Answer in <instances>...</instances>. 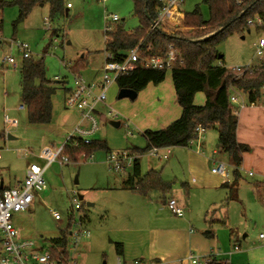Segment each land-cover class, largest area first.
Listing matches in <instances>:
<instances>
[{
  "label": "rangeland",
  "instance_id": "374dc122",
  "mask_svg": "<svg viewBox=\"0 0 264 264\" xmlns=\"http://www.w3.org/2000/svg\"><path fill=\"white\" fill-rule=\"evenodd\" d=\"M68 3L71 5L69 12L54 22L49 21L48 6L35 7L23 21L18 20L16 7L0 10V61L6 56L16 57L18 61L17 69L0 63V178H5L9 186H15L14 182L9 184L11 178L22 180L29 165L44 167L45 161L40 156L45 151L55 153L69 137H78L76 127L90 129L88 122H81L79 112L66 108V93L61 87L64 83L63 86L70 89L77 75L88 83L102 81L106 63V27L113 29L117 25L111 22L109 15L123 19L130 12L132 14L124 20L126 30L139 27L133 14V0H65V4ZM184 5L185 13L199 8L202 18L208 20V9L202 0H184ZM184 21L185 18L178 27L169 24L162 28L169 35L190 38L191 34H187L193 31L185 27ZM263 27L254 18L248 33L230 36L218 47L227 69L257 67L264 62V49L262 57L255 54L256 45L264 40ZM18 43L28 44L30 59L43 60L47 78L59 82L55 84L57 91L52 98L53 114L57 117L64 112L67 120L30 126L26 111L19 110L22 106L19 73L22 59L16 47ZM77 64H82L83 68L79 74H74ZM119 91L116 82L109 86L106 101L95 109L98 130L83 138L104 142L109 151L94 153L88 159L79 156L76 162L69 158L68 164L60 166L55 163L49 167L44 173L46 189L35 197L38 198L31 210L14 216L18 238L37 240L38 236H43L46 239L43 246L49 247L60 235L58 226L68 224L67 214L71 209L72 191H75L81 207L77 217H81L90 232V237L77 247L78 264H116L119 256L115 253V243L127 245L126 260L156 264L146 254L147 232L153 229L177 231L181 241L186 233L198 237L204 250H213V260L219 264H264V242L259 239L260 235L264 236V207L260 200L262 194H257L252 186L263 179L248 175L255 173L250 158L244 156L238 169L241 179L239 201H236L228 198L226 189L204 187V182L211 180V176L224 183L233 181L234 167L228 154L217 149L219 135L216 130L201 134L200 152L198 140L188 147L171 146L172 154L164 162L150 157L148 152H141L147 147L146 139L160 138L170 131L184 129L185 104H204L201 85L168 72L161 84L144 86L134 101L119 100ZM245 104L247 106L246 100ZM258 106L264 108V97ZM6 119L16 124L11 125ZM134 148L139 149V153H134L137 159L126 172L109 170L107 153L119 154L128 150L133 153ZM197 152L210 161L207 168L197 164L199 174L192 172L189 166L193 159L191 155ZM213 162L225 164L229 177L223 179L212 174ZM150 170L158 172L171 185L167 194L153 192L149 197L132 196L129 191L120 189L129 174L142 176ZM171 196L180 203L184 218L178 219L165 207ZM145 200L149 203L141 202ZM51 208L60 212L61 223L54 221ZM121 229L122 233L118 232ZM234 246L239 248L238 252H233ZM188 254L200 255L199 249L192 247ZM120 257L123 260V256Z\"/></svg>",
  "mask_w": 264,
  "mask_h": 264
},
{
  "label": "trees",
  "instance_id": "16d2710c",
  "mask_svg": "<svg viewBox=\"0 0 264 264\" xmlns=\"http://www.w3.org/2000/svg\"><path fill=\"white\" fill-rule=\"evenodd\" d=\"M133 1V14L139 21V27L127 31L123 20L117 23L111 33H106L104 52L110 55L106 62H124L127 52L135 48H139L143 58L163 56L171 45L177 50L183 63L170 70H146L138 67L128 76L116 80L119 90L126 89L138 93L147 84H161L168 72L175 77H186L199 83L205 97L204 104L185 105L184 129L170 131L150 145L188 147L196 140L197 128L200 127L203 131L216 130L219 135L218 149L228 154L234 167L233 181L224 183L221 188L228 191L229 199L238 201L241 179L238 169L242 166L243 155L249 153L250 149L237 142V108L230 104L229 87L232 85L243 94L247 106L260 104L264 97V62L257 67H246L240 75L234 69L225 67L224 56L218 51V47L230 36H243L248 33L249 22L254 18L261 20L264 26V0H202L208 9V20L202 18L199 8L185 13V27L193 31L187 34H191L190 38L169 35L160 29L151 30L160 8L159 0ZM37 6L49 7L50 22L66 15L64 0H0V10L16 7L20 21L27 18ZM82 68V64H77L73 70L74 74ZM19 73L20 101L25 107L28 124H51L52 98L57 91L55 84L59 82L54 83L47 78L43 60H22ZM63 85L64 83L61 88L68 92ZM150 145L147 143V147L141 152H148ZM100 151H109L106 143L71 137L66 143L64 155L76 162L79 156L88 159ZM132 152L139 153V149L134 148ZM252 186L257 194H262L260 200L264 207V181L255 182ZM119 187L121 190L149 197L153 192L167 194L171 185L164 181L158 172L151 170L142 176L128 175ZM58 237L59 239H53L51 244L54 245L52 253L60 259L66 256L69 242L65 230L60 231ZM114 249L117 256H123L122 243H115ZM214 264H217L216 261Z\"/></svg>",
  "mask_w": 264,
  "mask_h": 264
},
{
  "label": "built area",
  "instance_id": "2783aa9c",
  "mask_svg": "<svg viewBox=\"0 0 264 264\" xmlns=\"http://www.w3.org/2000/svg\"><path fill=\"white\" fill-rule=\"evenodd\" d=\"M105 1L102 0V2ZM159 3L160 8L156 20L152 23L151 30L160 29L164 32L162 26L169 24L178 27L185 18L184 0H159ZM66 7L71 8V5L67 4ZM131 14L127 12L124 18ZM109 19L112 23H119L124 20L117 15H109ZM258 24L263 25L259 19ZM249 25L252 26L253 21H250ZM112 31L113 29L111 27H106V33H111ZM16 47L22 60L30 58L31 52L28 44L18 43ZM263 49L264 40L261 39L256 45L255 54L257 57H262ZM126 55L124 62L120 63L110 60L105 63L102 72V81L88 83L78 75L74 76L73 86L66 92L65 106L70 110L79 112L81 122H88L90 124L89 130L81 129L80 126L76 127L75 132L78 137L75 138H87L97 132L98 126L94 119L95 109L99 104H103L106 101L109 86L116 82L118 78L128 76L138 67L146 70H170L175 65L183 63L177 50L171 45L168 46V50L163 56L143 58L139 48L129 50ZM108 57L110 55L106 54V58ZM0 63L4 67L18 68V61L13 56L3 57ZM233 69L241 75L242 70L246 69V67H235ZM229 101L237 109L246 106L243 94L232 85L229 87ZM19 110H25V107L20 106ZM6 122L11 125L16 124L15 122L8 121V119H6ZM203 132V129L200 127L196 129V140L199 141L197 145L198 149L201 147L200 137ZM71 137L65 141L57 152L51 153L50 151H45L40 156V159L45 161L44 167L35 164L29 165L26 168L22 181L18 182L14 187H0V264H78L75 256L77 247L81 244L82 240L90 237V232L84 227L81 217H77V213L81 207L77 201L75 191H72L71 209L67 214L68 224L64 227L58 226V230H65L67 232L69 242L66 256L61 257L62 259H57L52 253L53 244H50L49 247L43 246V242L46 241L43 236H39L37 240H20L18 238V231L14 225V216L29 211L33 206L35 197L46 189V183L44 181V173L46 170L55 163H58L60 166L69 163V157L64 155V151L66 143ZM171 149L172 147L169 146L158 147L157 145H153L150 147L148 154L150 157L158 158L164 162L172 154ZM162 151L165 152L162 153ZM134 159H137V155L128 151L119 154L109 152L107 154L106 164L110 171L124 173L132 166ZM211 173L223 179L229 177L227 166L223 163L213 162ZM249 176H252V173H249ZM165 207L173 216L177 218L184 217L183 210L178 206L176 200H169L165 204ZM50 214L55 222L61 223L63 221L62 215L56 208H51ZM55 239H59V237ZM259 239L264 242L263 235H260ZM237 251H239V248L235 247L234 252ZM213 259L214 255L212 254L207 256L189 254L183 261V264H214ZM116 264L126 263L123 262L121 257H118ZM130 264L144 263L135 260Z\"/></svg>",
  "mask_w": 264,
  "mask_h": 264
},
{
  "label": "crops",
  "instance_id": "0c3cea01",
  "mask_svg": "<svg viewBox=\"0 0 264 264\" xmlns=\"http://www.w3.org/2000/svg\"><path fill=\"white\" fill-rule=\"evenodd\" d=\"M69 9L70 8L66 7V13L69 12ZM125 18L123 19L125 20ZM204 102H205V97H204ZM187 104L188 103H186L185 105ZM192 105L202 106L203 104L200 105L198 102V104H192ZM184 112L185 110L183 111V114ZM55 117L56 116L53 114V105H52V122L51 123H53L54 120L56 121V123L58 120L60 121L61 119H62L61 122L67 120L66 113L64 112L61 114H57V117H56L57 119ZM237 119H238L237 131H236L237 142L240 144L247 145L250 148V153H247V154H251L250 156H248L247 154H244L243 160H244V156L245 158L246 156L247 158H250V160H252L253 166L255 167V170H254L255 173L252 176L257 175L258 177H261L264 181V108L256 105V106H249V107L245 106L244 108L237 109ZM177 122L178 121H176V123ZM146 141L148 145H150V144H155L158 141V139L152 138V139H146ZM200 151L201 150L199 149L198 152ZM198 152L193 153V155H191V158H193L191 161V165L189 164L190 160L188 161V164L192 172L195 171L197 174H199L197 164H200L201 166L207 168L210 162L207 157L200 155ZM131 174H134V173H131ZM208 174L210 175L211 173L208 172ZM23 175H25V173ZM211 177H212L211 180L209 181L206 180L204 182L205 183L204 187L206 186V188L211 189V190L220 189V187L223 185L224 182L217 177H213V176ZM20 181L22 180L18 178L17 179L14 178L13 180L11 178V180L9 181V184L11 185L12 182H14L16 185ZM193 183L195 184L197 183L195 179H193ZM0 187L9 188V187H14V186H9L6 179L2 177L0 178ZM129 192L132 196L139 195L132 191H129ZM37 198H35L34 204ZM171 199H174V197L173 196L169 197L166 203ZM238 201H239V198H238ZM141 202L144 204L149 203L147 200L141 201ZM177 204L182 209V207L180 206V203H177ZM14 221H16V219H14ZM122 231H123L122 229L118 230V232H121V233ZM147 233H148V238H147L148 250L146 254L156 264H183V261L189 255L188 253H190V250L192 247L199 249V254L201 256H207L211 254L214 255V252L212 249L207 251L202 248L198 237L189 235L188 233L184 234V237H183L184 241H181L178 235L179 233L177 231L153 229V230H149ZM18 236H19V232H18ZM26 240H32V239H26ZM235 247L236 246H234V248ZM234 248H233V252H234ZM126 249H128L127 245L124 247L123 262L126 264H130L132 261H135V260H130V261L126 260L125 258L126 256H124V254L126 253ZM228 263L230 264V262Z\"/></svg>",
  "mask_w": 264,
  "mask_h": 264
},
{
  "label": "water",
  "instance_id": "95a60500",
  "mask_svg": "<svg viewBox=\"0 0 264 264\" xmlns=\"http://www.w3.org/2000/svg\"><path fill=\"white\" fill-rule=\"evenodd\" d=\"M137 95H138L137 92H134V91H131V90L122 89V90L119 91L118 99L119 100L129 99L131 101H134V100L137 99ZM115 127H118V125H115ZM8 138L12 139L10 136ZM217 148H219V146H217ZM75 183L77 184V180L75 181ZM79 200H82L81 196H79ZM217 264H219V263H217Z\"/></svg>",
  "mask_w": 264,
  "mask_h": 264
}]
</instances>
